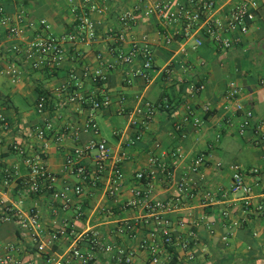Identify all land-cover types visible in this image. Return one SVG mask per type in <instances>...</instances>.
Segmentation results:
<instances>
[{"label":"crops","instance_id":"0c3cea01","mask_svg":"<svg viewBox=\"0 0 264 264\" xmlns=\"http://www.w3.org/2000/svg\"><path fill=\"white\" fill-rule=\"evenodd\" d=\"M96 1L103 9L91 15L99 30L98 39L89 47H66L65 59L56 72L33 71L14 60L8 49L18 41L8 36L0 14V207L1 203L13 204L21 212L34 208L41 224L35 240L21 237L16 219L0 223L1 264H40L45 258H66L70 264H81L73 257V249L92 256L98 264H126L129 254L130 264H151L149 253L140 245L156 222L153 212L139 203L137 192L146 195L149 202L180 201L177 212L170 216L179 237L169 248L176 263L264 264V210L255 209L264 206V136L257 142L254 126L241 135L243 114L225 109L229 85L236 82L244 89L241 101L245 107L254 112L257 121H264V0H213L219 17L239 2L258 4L249 33L228 51L218 50L204 35H199L203 45L196 50L192 48L194 40L166 44L159 19L141 13L152 0ZM81 2L0 0V7L12 18L24 12L27 22L45 20L53 33L60 34L73 27ZM135 8L139 9L137 21L120 40L118 18ZM33 33L27 30L28 40ZM134 43L152 49L154 72L149 81L140 74L144 65L141 53L130 65L118 64V57L128 53ZM14 64L21 72L17 78L7 74V68ZM109 64L114 67L106 71ZM98 69L106 71V81L94 80L92 75ZM73 74L79 96L107 95L109 107L93 115L81 101L59 109V91L64 86L72 88ZM192 83L205 84V90L191 92ZM43 94L48 101L39 112ZM164 99L172 109L157 111L147 119L145 105ZM90 118L98 126L97 134L88 127ZM47 122L53 127L47 133L45 160L57 177L56 190L29 195L22 184L28 167L12 145H21L30 153L38 151L44 142L29 141L26 135ZM75 130L78 138L73 135ZM92 140L105 141L112 150L104 172L97 175L96 151H86ZM75 148L85 150L80 162L95 179L82 181L66 169V157ZM202 155L204 162L194 171ZM152 159L173 177H165L159 169L157 178L139 180L137 174L149 171ZM116 163L123 178L113 174ZM233 164L259 170L247 177L254 185L252 208H245L241 195L232 191ZM5 170L18 171L8 185L4 183ZM67 183L81 184L83 194L72 196L70 208L63 209L60 193ZM183 183H188L189 192L181 190ZM128 222L136 223L132 237L120 232ZM63 229L68 233L54 239L53 235ZM92 235L112 249H93L88 238Z\"/></svg>","mask_w":264,"mask_h":264},{"label":"built area","instance_id":"2783aa9c","mask_svg":"<svg viewBox=\"0 0 264 264\" xmlns=\"http://www.w3.org/2000/svg\"><path fill=\"white\" fill-rule=\"evenodd\" d=\"M79 11L75 12V21L73 27L63 33L55 34L51 30V26L47 21L42 20L39 23L27 22L24 12L17 14L16 18L6 14L4 7H0V14L3 16L1 23L7 29V34L10 38L18 42L13 44L8 52L12 55L15 61L20 65L27 64L33 71H51L56 72L61 68V64L65 59L66 47L76 49L79 46H91L99 37V30L91 18L93 13H102L103 9L98 5L96 0H81ZM258 4L253 1H242L233 6L228 12H225L222 17L218 16L219 9L213 0H176V1H158L152 0L151 4L147 5L143 12L144 17L156 16L162 27V34L165 37L166 44L170 45L174 42L188 43L194 40L192 48L198 49L203 45V39L199 35H204L211 43L220 51H228L238 46L242 42V37L249 33L251 24L255 21L256 10ZM138 8L133 11L123 13L119 18L121 28L116 32L120 40L124 39L125 31L130 29L137 21ZM33 30V38L27 39V30ZM141 53L144 57V65L140 74L149 81L154 72V57L152 49L149 45H139L134 43L131 50L126 54H121L118 57L120 65H130L136 55ZM11 65L7 68V74L17 78L21 72L19 65ZM113 65H106V71L113 69ZM105 71V70H104ZM98 69L92 75L96 82H104L107 79L106 71ZM167 71L170 72L169 67ZM73 79L72 88L68 86L62 87L59 91L58 108L65 109L77 102H85L88 110L95 113L96 111L106 109L110 105V98L107 95L99 97L98 95L79 96L75 92V87H78L76 75H71ZM264 86V79L261 80ZM205 90V84L192 83L190 91L199 94ZM244 89L236 82H231L227 92L229 104L225 105L226 110H232L235 113H242L243 119L239 126V133L244 135L249 129L254 126L255 134L258 138L257 142L262 141L264 136V121L256 120L254 112L247 109L241 97ZM48 96L43 94L40 96L38 103L39 112L42 111L47 104ZM172 109L168 99L162 100L160 103L145 105L146 118L150 119L157 111H170ZM209 111V108H205ZM139 113L142 110L138 111ZM51 123L38 125L27 133V139L40 140L44 142V146L38 151L30 153L25 147L13 144V151L17 152L24 158V162L28 167L29 173L22 180L24 190L29 195H38L44 192L53 193L56 190L57 177L49 171L45 156H46V138L47 133L52 129ZM89 128L95 134L98 132V126L94 119L89 120ZM179 130L180 127H177ZM73 135L78 138L79 132L73 131ZM139 139V138H138ZM96 151L94 161L96 165V175L104 172L106 163L111 156V148L105 141L92 140L86 151ZM86 154L85 150L79 148L73 151L66 157V169H70L82 181L92 180L96 175L83 165L80 160ZM205 157L202 155L194 168L204 162ZM233 171L232 191L239 193L244 203L245 208H252L254 185L247 181V177L259 173L258 169H244L238 164L230 166ZM159 169L165 177L172 178L173 174L166 167L160 164L156 159L151 160L150 170L137 174L139 180L155 179L159 175ZM113 174L118 178H123V172L116 163L113 166ZM18 171L5 170L4 183L10 184L16 179ZM181 190L189 192L188 183L181 184ZM83 194L81 184H65L60 193L63 200V209L70 208L72 196L79 197ZM139 203L146 205L152 212L156 222L154 230L149 237L145 239L140 247L147 251L150 255L151 264H178L174 261L170 252L172 247L179 237L175 234L170 216L177 212L180 201H158L149 202L146 195L142 192H137ZM137 203H133L136 205ZM257 212L264 210L263 205L255 207ZM80 215V214H79ZM18 221L20 235L23 238L31 237L37 239L40 236V218L38 212L34 208H30L26 212L19 211L13 204L1 203L0 207V223ZM136 223L128 222L120 227V232L134 236ZM68 233L67 229L60 230L53 235L54 239L58 236H63ZM89 241L92 248H105L106 251L112 249L111 246L105 245L96 235L89 236ZM43 246H41V249ZM73 257L79 259L81 264H98L97 261L90 255H86L80 249L72 250ZM165 257L162 261V257ZM132 254L125 257V263L130 264ZM0 260V264H1ZM40 264H70L66 258H45Z\"/></svg>","mask_w":264,"mask_h":264},{"label":"trees","instance_id":"16d2710c","mask_svg":"<svg viewBox=\"0 0 264 264\" xmlns=\"http://www.w3.org/2000/svg\"><path fill=\"white\" fill-rule=\"evenodd\" d=\"M145 181L147 180V179H144Z\"/></svg>","mask_w":264,"mask_h":264}]
</instances>
